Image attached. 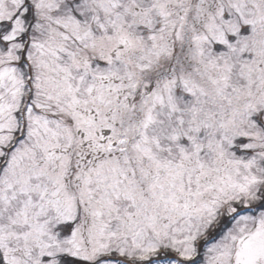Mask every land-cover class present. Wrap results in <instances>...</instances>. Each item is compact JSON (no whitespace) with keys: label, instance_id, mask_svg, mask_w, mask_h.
<instances>
[{"label":"snow or ice","instance_id":"1","mask_svg":"<svg viewBox=\"0 0 264 264\" xmlns=\"http://www.w3.org/2000/svg\"><path fill=\"white\" fill-rule=\"evenodd\" d=\"M0 264H264V0H0Z\"/></svg>","mask_w":264,"mask_h":264}]
</instances>
